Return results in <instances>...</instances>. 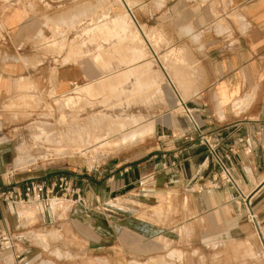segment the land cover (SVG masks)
Instances as JSON below:
<instances>
[{
	"label": "crops",
	"instance_id": "obj_1",
	"mask_svg": "<svg viewBox=\"0 0 264 264\" xmlns=\"http://www.w3.org/2000/svg\"><path fill=\"white\" fill-rule=\"evenodd\" d=\"M136 1L133 7L123 3L121 16L109 20L110 28L104 29L126 35L128 54L135 46L129 63L138 72L148 66L146 43L183 47V82L174 83L167 77L177 101L175 108H180L156 117L147 136L92 174L73 177L72 184L80 194L89 191L92 205L107 204L118 196L130 198L142 207L145 219L153 222L165 218L146 209L169 205V227L160 231L147 220L139 221L136 228L120 224L117 232L109 225L103 232L88 226L79 230L86 251L104 249L112 260H128L133 253L151 258L155 245L161 249L160 242L183 238L185 251L189 247L192 251L193 244L201 252L211 245H248V251L257 255L249 264H262L257 260L264 250V0ZM46 5L48 0H0V103L20 95L45 94L50 87L53 96L61 99L73 89L92 87L97 79L96 65L80 61L76 52L63 49L56 56L57 64L45 55L53 29L66 28L63 20H50ZM73 33L68 34L67 42ZM89 43L85 50L95 56L96 43L91 38ZM151 56L159 63L154 51ZM119 76L107 84L111 92L125 79V72ZM94 89L91 91L99 92ZM201 136L225 159L238 191L217 180L207 147L199 143ZM5 140L0 133V189L22 190L34 180L44 181L48 188L63 176L46 171L37 177L16 174L27 168L14 169L15 151L10 152ZM57 201H52V209ZM51 208H39L38 224L33 225L27 217L31 211L0 203V235L20 243L25 259L31 258L42 248L30 239L58 221ZM77 214H83L79 206L68 212L71 217ZM83 215L87 219L93 216L92 212ZM114 240L115 248L110 247ZM1 251L0 243V255ZM6 262L11 264L12 257Z\"/></svg>",
	"mask_w": 264,
	"mask_h": 264
},
{
	"label": "rangeland",
	"instance_id": "obj_2",
	"mask_svg": "<svg viewBox=\"0 0 264 264\" xmlns=\"http://www.w3.org/2000/svg\"><path fill=\"white\" fill-rule=\"evenodd\" d=\"M38 1L44 3V0ZM57 1L48 0L46 9L50 20H63L66 28L64 31L60 28L53 29L50 41H46L48 47L45 55L52 58L50 61L57 64L56 56L67 48L68 53L76 52L80 61H91L96 65L97 79L91 82L92 88L120 77L124 72L125 79H122L116 91L111 92L107 88L101 90L98 95L96 91L92 93L91 90L89 92L79 88L60 99L53 96L50 87L45 94L20 95L2 101L0 133L6 139L2 142L10 144V152L15 151L14 165L16 158L26 164L27 169L17 171L16 174L29 173L37 177L46 171L49 175L62 173L61 177L72 180L73 177L92 174L112 156L119 155L138 142L135 138L125 142L123 136L126 133V136H129L138 129L143 136H147L151 122L156 117L174 114L175 109L180 108H175L177 101L168 86L167 77L174 83L183 82L184 50L179 44L146 43L143 49L148 66L144 65V70L138 72L137 66L129 63L135 46L129 49L128 54L126 35L104 30L110 25L109 20L121 16L123 3L133 7L137 4L136 0H66L63 3ZM74 25L75 27H72ZM91 29L93 30L90 33ZM73 31V37L67 42L68 34ZM90 38L96 43L95 56H89L85 50L90 44ZM152 51L159 63L152 60ZM127 56L130 58H126ZM120 124L124 127L120 128ZM14 169L19 170L17 167ZM71 186L72 190H75L72 183ZM88 192L86 189L83 194L78 193L80 201L75 203L68 198L59 199V195H53L50 200L57 199L56 206L52 209L50 201L46 210L51 208L57 215V223L47 225L30 239L34 246L42 249L33 253L31 258L25 259L24 248L20 243L14 242L16 254L3 249L0 264H7L9 256L12 257L11 264H249V261L257 259L256 253L249 252L248 245L242 244L211 245L204 252L200 251L198 245L193 244L192 251L191 247L185 251L184 239L174 236L172 240L177 239L174 242H160L161 249L159 245H155L156 248L152 246L154 252L151 253L154 255L150 256L151 258H140V254L133 253L128 260H112L105 254L104 249L87 253L86 240L79 233L83 228L94 226L103 232L106 225H109L117 232L120 230V224L136 228L139 221L147 220L143 216L142 207L130 198L118 196L107 204L92 205L88 203ZM76 206H79L83 214L92 212L91 219H87L83 214H77L75 217L68 215L69 210ZM19 207L22 211H31L27 217L33 225L38 224V205ZM146 210L165 218L160 222L147 220L157 225V230L168 229L167 220L171 213L169 205ZM137 212L141 214L138 215ZM175 232L178 234L177 230ZM112 246L116 247L115 240L113 245H110ZM168 252L170 256L167 255ZM19 253L22 255L18 257ZM258 254L257 261L264 264V250L261 249Z\"/></svg>",
	"mask_w": 264,
	"mask_h": 264
},
{
	"label": "built area",
	"instance_id": "obj_3",
	"mask_svg": "<svg viewBox=\"0 0 264 264\" xmlns=\"http://www.w3.org/2000/svg\"><path fill=\"white\" fill-rule=\"evenodd\" d=\"M187 118L193 123L190 112L185 110ZM194 125V130L198 132V128ZM199 143L207 147L208 154L213 162V165L217 169L218 177L217 180L223 184L228 185L235 191H238V185L234 181L228 166L226 165L225 159L218 156L215 151V147L211 146L207 139L203 136L199 138ZM216 182V180L214 181ZM72 180H68L66 177H59L54 181L48 188L45 186L44 181H30L23 186L22 190L12 188V189H0V203H9L12 205H19L22 207H28L30 205H38L42 211H46L49 207V202L52 201L50 198L53 195L58 196L59 199H69L72 200L74 196L75 199L72 200L73 203L79 202L78 192L72 190L71 186ZM68 200V202H70ZM54 201V200H53ZM57 201V199L55 200ZM250 222H253V218L249 217ZM14 239L8 235H0V243L2 244L4 250L15 252Z\"/></svg>",
	"mask_w": 264,
	"mask_h": 264
},
{
	"label": "bare ground",
	"instance_id": "obj_4",
	"mask_svg": "<svg viewBox=\"0 0 264 264\" xmlns=\"http://www.w3.org/2000/svg\"><path fill=\"white\" fill-rule=\"evenodd\" d=\"M105 30V29H104ZM119 80V79H118ZM116 82V81H115ZM110 83H112V80H108V81H106L104 84H102V85H99V86H97L96 87V90H98L99 92L101 91V90H103V89H106L107 88V84H110ZM114 86V85H113ZM86 91H89V90H91V89H94V88H92V87H90V86H87V87H85L84 88ZM74 90V89H73ZM95 90V89H94ZM75 91V90H74ZM90 92V91H89ZM98 92V93H99ZM93 93V92H92ZM92 93H90V94H92ZM88 94V93H87ZM86 95V94H85ZM138 125H136V127H137ZM119 127L120 128H123L124 126H123V124H120L119 125ZM128 131V130H127ZM126 133V132H125ZM133 133V132H132ZM123 134V133H122ZM121 134V135H122ZM127 134V133H126ZM126 134L123 136L124 137V141L125 142H127V141H130L132 138H135L136 140H138L139 138H141L142 136H143V134L141 133V130H136L135 131V133L134 134H132V135H129V136H126ZM120 136V135H119ZM105 139V138H104ZM120 143V142H119ZM101 144V143H100ZM116 145V144H115ZM28 160V159H27ZM26 160V161H27ZM21 166V167H20ZM25 166H26V164L25 163H23V162H21L20 160L18 161L17 160V158H16V163H15V165L13 166V167H17V169H19V170H22V169H24L25 168Z\"/></svg>",
	"mask_w": 264,
	"mask_h": 264
}]
</instances>
